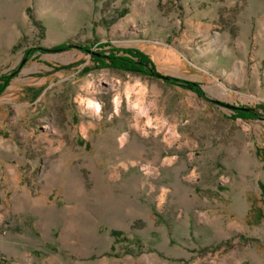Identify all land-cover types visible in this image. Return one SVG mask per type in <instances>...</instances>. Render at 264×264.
I'll list each match as a JSON object with an SVG mask.
<instances>
[{
    "label": "rangeland",
    "instance_id": "1",
    "mask_svg": "<svg viewBox=\"0 0 264 264\" xmlns=\"http://www.w3.org/2000/svg\"><path fill=\"white\" fill-rule=\"evenodd\" d=\"M5 76L0 264H264V0H0Z\"/></svg>",
    "mask_w": 264,
    "mask_h": 264
},
{
    "label": "trees",
    "instance_id": "2",
    "mask_svg": "<svg viewBox=\"0 0 264 264\" xmlns=\"http://www.w3.org/2000/svg\"><path fill=\"white\" fill-rule=\"evenodd\" d=\"M64 46L62 47H70L73 46L72 44H63ZM62 47L58 48L61 49ZM76 47L81 48V49H86L85 46L82 45H77ZM108 58V65L120 68V69H125V70H130V71H145L149 74L152 75H158V73L154 69V65L152 61L146 56L142 51H139L137 49L133 48H125L123 49V54H116V53H110L109 55L106 56ZM177 80V79H176ZM7 81V77L5 76L3 83L0 84V91L3 90L5 83ZM192 83L189 84H184L181 82V85L184 86H189ZM121 231L114 230L113 234L119 235L121 234Z\"/></svg>",
    "mask_w": 264,
    "mask_h": 264
},
{
    "label": "water",
    "instance_id": "3",
    "mask_svg": "<svg viewBox=\"0 0 264 264\" xmlns=\"http://www.w3.org/2000/svg\"><path fill=\"white\" fill-rule=\"evenodd\" d=\"M232 108H236L235 106H231ZM243 110H247V108L241 107Z\"/></svg>",
    "mask_w": 264,
    "mask_h": 264
}]
</instances>
